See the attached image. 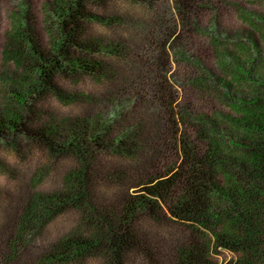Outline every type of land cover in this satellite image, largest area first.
Wrapping results in <instances>:
<instances>
[{
    "label": "trees",
    "instance_id": "16d2710c",
    "mask_svg": "<svg viewBox=\"0 0 264 264\" xmlns=\"http://www.w3.org/2000/svg\"><path fill=\"white\" fill-rule=\"evenodd\" d=\"M93 2L100 0H57L53 11L55 33L45 54L23 33L21 38L36 61L27 86L32 94L59 97L54 82L57 75L81 73L96 79L107 75L105 64L96 56L120 46L99 45L86 38L85 24L97 19L85 11ZM172 2L177 24L160 45L155 82L147 89L129 83L133 85L131 92L135 89L131 97L135 106L144 97L158 104L153 131L135 121L111 135L109 128L114 119L130 118L119 113L131 94L126 88L114 98L107 115L99 113L90 121L68 122L65 130L18 125L20 113L7 119L5 129L0 125V137L6 132L13 139L20 135L42 147L53 159L67 155L75 161L62 177L59 189L27 201L16 226L20 237L38 217L53 216L64 209L79 212L75 231L45 254L49 262L73 261L86 253H97L106 264H126L130 256L157 264L160 248L144 225L168 221L180 228V238L168 253L170 264H215L211 254L218 250L233 255L226 264H264V75L254 79L250 99H240L232 109L235 117H223L224 129L213 121L209 127L187 129V113L176 109L177 92L166 76L165 44L186 30L190 8L200 6L202 0ZM196 83L203 86L208 81L199 78ZM161 130L164 138L167 135L163 140L167 157L158 151L162 141L155 142ZM111 151L131 163L132 173L119 179L136 182L110 205L99 199L94 187L115 176L114 172L106 174L100 165L102 155ZM156 153L168 162L160 165L154 158Z\"/></svg>",
    "mask_w": 264,
    "mask_h": 264
},
{
    "label": "rangeland",
    "instance_id": "374dc122",
    "mask_svg": "<svg viewBox=\"0 0 264 264\" xmlns=\"http://www.w3.org/2000/svg\"><path fill=\"white\" fill-rule=\"evenodd\" d=\"M55 7L57 0H0L2 129L14 113H20L18 125L63 130L68 122L90 121L99 113L107 115L120 90L126 88L131 92L133 85L129 83L136 82L137 89H147L155 82L160 45L177 24L172 0L90 3L85 11L97 19L85 24L86 38L99 45L120 46L96 56L97 61L105 64L107 75L97 79L81 73L57 75L54 82L61 97L32 94L27 86L33 78L32 66L36 61L21 37L23 33L29 35L41 54L48 52L56 27ZM189 13L186 30L165 44L166 76L177 92L175 107L187 113V129L197 125L209 127L212 121L224 129L223 117H235L232 109L240 99H250L254 79L264 75V0H202ZM199 78L208 83L198 85ZM134 93L135 89L127 97L124 109L119 111L130 118L114 119L109 128L111 135L122 132L126 124L135 121L142 122L147 131L155 129L158 104L144 97L136 100L140 105L134 110L137 106L131 98ZM165 138L161 130L155 141L156 144L162 141L158 151H163ZM163 152L167 157L166 151ZM102 157L101 170L106 174L114 172L115 176L109 182H98L94 190L100 200L111 205L136 181L119 179L125 173H132L131 163L124 157L112 151ZM154 158L160 165L166 160L157 153ZM74 166L72 157L60 155L53 159L42 147L20 135L13 139L6 132L5 137H0V264H106L97 253H86L73 261L47 260L45 254L51 247L75 231L80 216L76 210L64 209L53 216L38 217L31 220L26 233L19 237L16 232L27 201L34 195L59 189L62 177ZM146 168L147 164L143 166ZM144 228L160 248L157 264H170L168 253L180 238V228L168 221L149 222ZM211 258L215 264H226L233 255L218 250ZM126 264L155 263L130 256Z\"/></svg>",
    "mask_w": 264,
    "mask_h": 264
}]
</instances>
